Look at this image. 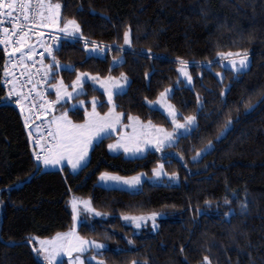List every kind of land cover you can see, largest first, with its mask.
Listing matches in <instances>:
<instances>
[{
    "label": "trees",
    "instance_id": "trees-1",
    "mask_svg": "<svg viewBox=\"0 0 264 264\" xmlns=\"http://www.w3.org/2000/svg\"><path fill=\"white\" fill-rule=\"evenodd\" d=\"M52 2L62 5L61 22L74 18L88 39L117 47L123 45L125 28H131V47L112 50L104 58L87 56L80 42L64 41L55 53L61 64L71 63L80 72L100 76L124 72L130 83L115 96L117 110L126 119L135 115L169 129V118L149 102L173 86L171 102L179 113L196 115L199 128L178 147L150 150L134 158L111 153L108 145L115 139L111 135L93 146L87 165L79 171L68 166L46 168L35 159L36 146L26 130L21 107L15 101L8 104L2 84L6 56L0 46V264H44L33 251L37 247L34 238L51 237L72 227V196L89 198L97 211L107 213L95 218L94 225L84 222L78 228L81 235L107 243L101 257L106 264H130L132 260L202 264L205 255L212 264H264V0ZM243 49L251 63L238 79L216 63L208 70L206 62L218 60L217 51ZM113 56L124 63L114 65ZM177 58L189 61L194 89L180 78ZM216 72L223 75V84ZM58 76L70 85L75 72L61 69ZM91 92L104 100L100 91ZM197 93L203 107L197 104ZM244 102L253 110L246 111ZM106 108L103 101L100 109ZM226 113H231L233 126L225 138L215 141ZM75 118H84L83 111ZM210 139L215 150L198 162L191 161L192 149L203 148ZM160 162L167 172L178 174V182L146 180L138 191L98 184L103 172L151 176ZM225 197L235 209L227 220L221 215L227 210ZM240 202L247 204L245 211ZM152 211L164 214L157 230L139 232L120 219L121 215Z\"/></svg>",
    "mask_w": 264,
    "mask_h": 264
},
{
    "label": "snow or ice",
    "instance_id": "snow-or-ice-1",
    "mask_svg": "<svg viewBox=\"0 0 264 264\" xmlns=\"http://www.w3.org/2000/svg\"><path fill=\"white\" fill-rule=\"evenodd\" d=\"M61 8L59 2L53 3L52 0H0V45L4 46V54L6 61L3 66L4 84L8 85L7 97H15V103L21 107L23 114L25 102L30 103L28 109L32 112L37 105L34 103L36 96H42L41 93L36 92L37 85L45 82L55 80L56 83L51 84L55 90L56 99L46 101L45 104L39 105L45 112L54 110V105L64 101L67 103L81 95H86L84 90L85 83L99 84L103 89L104 95L107 96V104L110 106L108 111L101 115L97 111V99L91 98V111L84 108L85 101L78 100L79 107L84 108L85 120L83 123H74L68 116V112L62 111L59 115H52L51 119L47 121V143L41 144L40 140L36 141L40 151L34 153L35 159L45 167H63L66 162L71 167L73 172L77 169L85 167L88 163V151L94 141L102 142L103 139L111 137L113 132L120 131L122 128H130V132H121L115 144H109L110 150H123L125 154L137 156L143 154L148 149H155L161 152L166 148L178 147L182 139L187 137L196 129L199 128L197 124V117L193 114L183 115L179 113L175 106L169 102V94L172 92L171 88H164L159 93L158 99L155 103L159 104L167 113L171 123V130L164 127L154 125L151 121L144 123L139 117L127 116L128 123L122 124L121 117L123 114L115 111L116 105L113 103V96L118 93H123L126 85L130 83L128 76L121 72L119 76L108 75L101 78L99 75H92L87 72L78 71L74 65L61 64L55 53L61 50V40L71 42H83V48L88 53L103 54L106 51H111L110 45H100L96 41L87 40L81 30L80 24L74 19H64L61 26ZM7 22L11 27L3 26ZM54 28L59 35L49 33L46 40L39 28ZM37 37V43L43 49L42 52L37 53L36 46L29 43L32 36ZM123 45L117 46V51H123L124 46L131 47V28L126 27L123 31ZM50 41V42H49ZM39 55L41 57L39 63L40 68L35 72L29 71L32 65L27 64V61H32L33 57ZM148 55H151V50H148ZM216 56L218 60H209L206 66L210 71L214 63L230 70L238 79L240 75L245 74L250 67V60L247 49L233 51H217ZM50 58L48 64L44 63V58ZM113 64L120 66L124 63L120 57L113 56ZM226 62V63H225ZM179 68L177 69L179 76L183 81L195 88L193 84V77L188 71L189 61L177 58ZM197 67L201 65L198 62ZM22 66L21 76H24L27 71L25 79H20L15 76L14 70L16 67ZM63 69L69 72H75V79L71 81L70 85H66L63 79L58 78L59 71ZM215 75L223 84L224 77L220 72ZM39 76V80H34L33 77ZM148 76V73H145ZM180 81H177L179 85ZM26 84H31V87L25 93L22 89ZM69 87L71 91H69ZM230 91V88L228 89ZM35 94V95H33ZM225 91L221 90L220 95L224 96ZM31 98V99H30ZM196 101L200 107H203L200 101L199 93L196 94ZM150 104L152 102H149ZM76 108L77 105H72ZM246 111L253 110V106L244 102ZM225 120L220 130L216 133L215 141H220L226 137L228 131L233 126V119L231 113L225 114ZM30 116H24L25 127L28 126ZM31 136V133H29ZM43 138V137H42ZM215 150V143L213 140H208L201 149L193 148V155L191 161L198 162L206 154ZM179 159L184 161L182 154H178ZM187 167V163L183 164ZM142 175L133 177H120L108 172L101 173L100 180L104 182H114L116 184L126 185L129 188H137L142 183ZM167 179L169 183H174L179 180L176 172L165 171L163 163H158L152 169V176L150 180L162 182ZM235 198V193H233ZM72 209L73 226L68 232L56 233L54 237L46 240H39V247H34L33 251L43 258L44 264H64L61 259L62 256L69 257L68 264H85V259L91 264H106L103 257L104 251L107 250V245L95 239H85L79 236L76 232V222L81 213L87 216L101 217L107 216V213L97 211L91 200L82 199L77 196H72L69 201ZM232 201L227 197L223 199V204L227 206V210L221 215L227 220L235 214V209L231 207ZM205 205L210 207L211 202L205 201ZM220 205H217L219 208ZM239 207L242 211L247 209L245 202H240ZM196 212L199 214L200 209ZM163 215L160 212L152 211L140 215H121L120 219L133 225L136 229H140L151 222V227L155 230L158 228L156 223L157 217ZM107 238V237H106ZM132 244V240L127 241ZM31 243V241H29ZM76 255H73V254ZM85 253H92L84 257ZM130 264H147L146 261L132 260ZM202 264H212L209 256L205 255L202 258Z\"/></svg>",
    "mask_w": 264,
    "mask_h": 264
},
{
    "label": "rangeland",
    "instance_id": "rangeland-1",
    "mask_svg": "<svg viewBox=\"0 0 264 264\" xmlns=\"http://www.w3.org/2000/svg\"><path fill=\"white\" fill-rule=\"evenodd\" d=\"M53 3H55V2H53ZM61 26H62V22H61ZM51 29H54V28H51ZM54 30H56V29H54ZM88 39V38H87ZM112 63H113V60H112ZM48 64V63H47ZM188 71H189V69H188ZM87 73H90V72H87ZM190 73V72H189ZM90 74H92V75H98V74H93V73H90ZM100 76V75H99ZM112 76H114V75H112ZM101 78H103V77H105V76H100ZM58 78H61V79H63V77L62 76H58ZM129 78V77H128ZM182 80H183V78L182 77H180ZM63 81H64V83L66 84V85H69L64 79H63ZM129 81H130V79H129ZM54 83H56V81L54 80V81H52V84H54ZM185 83V82H184ZM186 84V83H185ZM187 85V84H186ZM128 86H129V84L128 85H126L125 86V88H124V90H123V92L124 91H126L127 90V88H128ZM168 88H171L172 89V92L169 94V102L171 103V104H173L172 102H171V100H170V96H171V94L173 93V89H174V87L173 86H170V87H168ZM93 89H96V90H98V91H100L101 93H103V95H104V92H103V89L100 87V85L99 84H92L91 82H88V83H85V85H84V90H85V93H86V95H81V96H79L78 98H76V99H73V100H71V101H68L67 103H65L64 101H61V102H59L58 103V112H57V114L56 115H59L60 114V112H62V111H67L68 112V116H69V118L74 122V123H83L84 122V120H85V116H84V118H82V119H76L75 118V115H76V113H77V115H78V112L79 111H83V115H84V108H87L88 109V111L90 112L91 111V103H90V101H91V98L92 97H96V99H97V111L98 112H100L101 113V115H103L105 112H107L108 111V109H109V105L107 104V108L105 109V110H101L100 109V104L103 102V101H105L106 103H107V96L106 95H104V100H102V98L98 95V94H93L91 91L93 90ZM54 90V89H53ZM69 91H71V88L69 87ZM54 92H55V90H54ZM117 95V94H116ZM116 95H114L113 96V103L116 105V103H115V96ZM77 99L78 100H84L85 101V105H84V108H81V107H79V105L77 104ZM157 99H158V97L154 100V101H150V102H152L151 104H150V106H152V107H155V108H158L159 110H161L162 112H164L165 114H166V116H167V113L164 111V109L159 105V104H157V103H155L156 101H157ZM77 105V107L76 108H73L72 107V105ZM177 110V109H176ZM25 113H26V115L28 116V112H27V110H26V108H25V106H24V110H23ZM115 111L117 112V113H121V114H123L122 115V117H121V121H122V124H127L128 123V120L126 119V116H125V114L123 113V112H120V111H118L117 110V108H115ZM178 111V110H177ZM179 112V111H178ZM74 113V114H73ZM131 116H134V117H138V116H135V115H131ZM168 117V116H167ZM140 118V117H139ZM140 120L142 121V122H144V123H147L148 121H144V120H142L141 118H140ZM170 120V119H169ZM152 124H154L153 122H152ZM154 125H156V124H154ZM158 126H161V125H158ZM161 127H164V128H166V129H168V130H171V128L169 129V128H167V127H165V126H161ZM130 132L131 131V129L130 128H122L120 131H117V132H113L112 133V136H115V139H113L109 144H115L116 143V140L119 138V136H120V134H121V132ZM97 143V141H94L93 142V144H92V146L89 148V151H88V157H87V160L89 161V158H90V154H91V150H92V148H93V146L95 145ZM150 150H155V149H148L146 152H144L143 154H140V155H137V156H131V155H128V154H125L124 152H123V150L121 149V150H110L109 149V151L111 152V153H113V154H119V153H123V154H125L127 157H131V158H134V157H141V156H144L148 151H150ZM160 163H162V162H160ZM64 166H68L70 169H71V167L69 166V165H67V163L65 162L64 163ZM63 166V167H64ZM46 168H51V169H58V168H61V167H59V166H57V167H46ZM72 170V169H71ZM80 169H77L75 172H77V171H79ZM73 171V170H72ZM166 171V170H165ZM104 173V172H103ZM108 173H111V174H113V175H116V176H120V177H128V178H130V177H133V176H136V175H141V174H143L142 175V183H141V185L140 186H138L137 188H135V189H133V188H129L128 186H126V185H122V184H116V183H114V182H111V181H109V182H104V181H101L100 180V176L98 177V184L99 185H102V186H104V187H107V188H122V189H126V190H130V191H138V190H140L141 188H142V186H143V184H144V182L146 181V180H148L149 182H151V183H154V184H159V183H162V182H158V181H154V180H150L149 178L152 176H149L148 174H146L145 172H139V173H137V174H134V175H130V176H124V175H120V174H116V173H112V172H108ZM178 182V181H177ZM77 197H80V196H77ZM80 198H82V199H89V198H83V197H80ZM90 200V199H89ZM71 207V206H70ZM157 212H160V211H157ZM160 213H162V212H160ZM163 214V213H162ZM162 217H164V214L163 215H161V216H159V217H157V221H156V223H157V225H158V223H159V220L162 218ZM95 218H98V217H93V216H87V217H85V215L83 214V213H81L80 214V216H78V218H77V222H76V232H77V234L79 235V236H81L82 238H85V239H89V240H91V239H95V240H98V241H100V242H103V243H105L106 245H107V243L106 242H104V241H102V240H99V239H96V238H91V237H85V236H83V235H81L80 233H79V231H78V228H79V226H80V224L81 223H87V224H89V225H94V219ZM126 222V221H125ZM127 224H130V223H128V222H126ZM131 225V224H130ZM73 226V225H72ZM133 226V225H132ZM134 227V226H133ZM159 227V226H158ZM72 228V227H71ZM71 228H69V229H67V230H65V231H61V232H58V233H64V232H68ZM135 228V227H134ZM136 229V228H135ZM142 229H145V230H154L152 227H151V222H148V225L147 226H145V227H142V228H140V229H137L139 232L142 230ZM158 229V228H157ZM157 229H155V230H157ZM56 235V234H55ZM54 235V236H55ZM54 236H51V237H46V238H38V237H35L34 239H35V243H36V246L37 247H39V240H46V239H51L52 237H54ZM107 248H108V245H107ZM92 253H85L84 254V257H87V256H89V255H91ZM73 255H76L75 253L73 254ZM41 257V256H40ZM42 258V257H41ZM61 259L64 261V260H67V262H68V260H69V257H67V256H62L61 257ZM88 260L87 259H85V264H86V262H87ZM93 263H95V261H92Z\"/></svg>",
    "mask_w": 264,
    "mask_h": 264
},
{
    "label": "built area",
    "instance_id": "built-area-1",
    "mask_svg": "<svg viewBox=\"0 0 264 264\" xmlns=\"http://www.w3.org/2000/svg\"><path fill=\"white\" fill-rule=\"evenodd\" d=\"M5 27H11L10 24H8L7 22H5V24L3 25ZM39 32H42L44 35V38L47 40L49 37V33H54L56 35H59V33L57 32V30L51 29V28H39L38 29ZM87 39V38H86ZM89 41H96V40H92V39H87ZM50 42V41H49ZM64 42V40H61V45ZM98 44L100 45H105L99 41H96ZM29 43L33 44L36 46V51L37 53L42 52L43 49L39 46V44L37 43V37L36 36H32L31 39L29 40ZM82 49L83 48V42L80 41ZM3 50H4V46L0 45ZM85 54L87 56H99V55H106L107 53H109V51H106L103 54H93V53H88L84 50ZM41 57L39 55H36L33 57L32 61H27L26 63L29 65H32L33 62L35 64L34 67H30L29 71L35 72V70L37 68H40L41 65L39 63ZM50 58L45 57L44 58V63L47 64L50 61ZM21 71H22V66H18L15 68L14 70V74L15 76L19 77L20 79H25V77L27 76V71H25L24 76H21ZM34 80H39V76H35L33 77ZM2 84L4 86L6 95H7V90H8V85L4 84V74L2 76ZM31 87V84H26L25 87L22 89L25 93H27L28 89ZM36 92L41 93L42 96H36L34 103L37 105L36 108H34L32 110L31 113H29L28 109L30 107V103L29 102H25L24 106L28 112V116H30L31 118L29 119V125H30V132H31V137H32V142L33 145L36 146V152L40 151L38 145L36 144L37 140H40L41 144H46L47 143V121L51 119V116L55 114L56 111V105H54V110H49L47 112L44 111L43 108H40L39 105L41 104H45L46 105V101H52L55 100V93L53 88L51 87V81H45L42 82L40 84L37 85L36 88ZM35 95V94H33ZM10 99H13L15 101V97H12ZM31 99V98H30ZM43 137V138H42Z\"/></svg>",
    "mask_w": 264,
    "mask_h": 264
},
{
    "label": "bare ground",
    "instance_id": "bare-ground-1",
    "mask_svg": "<svg viewBox=\"0 0 264 264\" xmlns=\"http://www.w3.org/2000/svg\"><path fill=\"white\" fill-rule=\"evenodd\" d=\"M101 43H103V42H101ZM103 44H105V45H110L111 46V51L112 50H115V49H117V47L115 46V45H112V44H107V43H103ZM111 51H109V52H111ZM110 53H107L106 55H99V56H92V57H97V58H104V57H106L107 55H109ZM121 58V57H120ZM7 96V95H6ZM7 99L9 100L8 102H14V100L13 99H10V98H8L7 97ZM12 102V103H13Z\"/></svg>",
    "mask_w": 264,
    "mask_h": 264
},
{
    "label": "water",
    "instance_id": "water-1",
    "mask_svg": "<svg viewBox=\"0 0 264 264\" xmlns=\"http://www.w3.org/2000/svg\"><path fill=\"white\" fill-rule=\"evenodd\" d=\"M8 104H13L12 102H8ZM20 113H21V110H20ZM21 115H22V117L24 118V112H23V114L21 113ZM26 130L29 132V128H28V126L26 127ZM38 172V171H37ZM36 174V173H35ZM9 245H13V244H10L9 243Z\"/></svg>",
    "mask_w": 264,
    "mask_h": 264
},
{
    "label": "crops",
    "instance_id": "crops-1",
    "mask_svg": "<svg viewBox=\"0 0 264 264\" xmlns=\"http://www.w3.org/2000/svg\"><path fill=\"white\" fill-rule=\"evenodd\" d=\"M57 112H58V106H57V109H56V113H55L54 115H56V114H57Z\"/></svg>",
    "mask_w": 264,
    "mask_h": 264
}]
</instances>
